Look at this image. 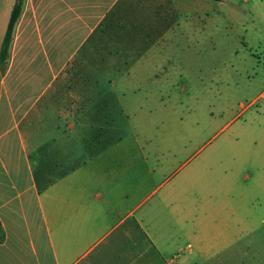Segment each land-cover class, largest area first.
<instances>
[{
    "label": "rangeland",
    "instance_id": "obj_1",
    "mask_svg": "<svg viewBox=\"0 0 264 264\" xmlns=\"http://www.w3.org/2000/svg\"><path fill=\"white\" fill-rule=\"evenodd\" d=\"M171 5L175 14L157 18L159 25H144L151 18L142 17L137 18L142 27L116 28L109 40L102 35L94 60L88 55L98 33H88L75 19L64 23L70 40L56 55L47 49L50 60L64 64L37 58L17 66L23 107L48 104L43 124L49 134L61 136L59 142L71 141L68 160H78L84 170L80 180H89L88 171H124L127 200L139 202L144 222L179 236L181 245L209 229L207 221L227 223L221 243L232 246L207 264H264V241L247 240L250 232L262 236L264 228V207L260 202L254 208L248 191L254 145L247 140V125L254 122L248 104L264 88V0H172ZM76 101L81 112L70 119L49 109ZM71 119L72 133L65 136V129L62 136ZM89 187L92 191L90 182ZM254 249L252 259L248 252ZM174 253L191 255L186 249ZM194 262L202 261L195 255L189 264Z\"/></svg>",
    "mask_w": 264,
    "mask_h": 264
},
{
    "label": "crops",
    "instance_id": "obj_2",
    "mask_svg": "<svg viewBox=\"0 0 264 264\" xmlns=\"http://www.w3.org/2000/svg\"><path fill=\"white\" fill-rule=\"evenodd\" d=\"M15 1L0 0L3 3L0 37ZM20 1L5 60L8 66L4 68V62L0 69V226L3 233L0 264H189L195 255L201 264L212 259L216 262L223 248L232 246L230 242L221 243L227 236H224L227 223L220 219L207 221L209 229L191 234L181 245L179 236L165 234L160 232L158 224L154 227L144 222L142 210H137L139 202L127 200L124 171L107 170L98 174L88 171L89 180H80L84 170L79 169L78 160L74 163L72 157L68 160L69 153L73 152L71 141L59 142L61 136L49 134L43 124L48 104L40 109L23 107L26 97L21 94L17 80L21 69L17 66L37 58H43L48 65L64 64L55 57L50 60L47 51L53 50L51 54L56 55L64 48L63 43L70 40L72 32L63 31L64 23L75 19L88 33H98L88 55L94 60L96 42L103 39L102 35H108L104 39L109 40L115 31L142 27V19L137 20L142 17L151 18L144 25H159L157 18L175 14L172 0ZM31 48L34 50L29 51ZM82 56L77 62L80 66ZM118 71L113 66V72ZM248 105L254 107V122L247 125V140L254 145L248 155L254 160L253 182L248 191L252 194V206L258 208L260 202L264 207V122L255 119L264 118V88ZM49 109L61 119L64 116L70 119L74 112L78 115L81 112L77 101L75 106L55 110L49 105ZM74 126L75 122L68 120L61 135L66 129L68 134L64 135L68 137ZM52 127L57 131L56 124L52 123ZM45 145L49 148L40 151ZM58 168L62 169L54 173ZM89 182L92 191H89ZM257 219L250 218V225ZM250 234L247 240L253 244L264 241V228L260 237H255L254 232ZM185 249L191 255H174ZM248 255L253 259L255 249Z\"/></svg>",
    "mask_w": 264,
    "mask_h": 264
},
{
    "label": "trees",
    "instance_id": "obj_3",
    "mask_svg": "<svg viewBox=\"0 0 264 264\" xmlns=\"http://www.w3.org/2000/svg\"><path fill=\"white\" fill-rule=\"evenodd\" d=\"M20 4H21L20 0H17L12 4L10 11H9V15H8V19H7L4 32L2 36L0 37V68L4 64L6 57H7L8 45H9V41L11 37V31H12L13 24L19 15ZM2 235H3L2 228L0 226V240L2 238Z\"/></svg>",
    "mask_w": 264,
    "mask_h": 264
}]
</instances>
